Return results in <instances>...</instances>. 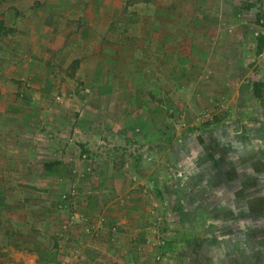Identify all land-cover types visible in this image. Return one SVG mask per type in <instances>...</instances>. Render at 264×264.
Returning <instances> with one entry per match:
<instances>
[{
	"label": "rangeland",
	"instance_id": "rangeland-1",
	"mask_svg": "<svg viewBox=\"0 0 264 264\" xmlns=\"http://www.w3.org/2000/svg\"><path fill=\"white\" fill-rule=\"evenodd\" d=\"M107 1L0 0V120L23 149L0 199L38 219L15 244L29 253L0 245V264H264V0H177L188 44L162 79L110 51L81 73L92 48L70 38ZM73 4L84 16L44 33L37 77L17 80L29 54L8 10Z\"/></svg>",
	"mask_w": 264,
	"mask_h": 264
},
{
	"label": "crops",
	"instance_id": "crops-1",
	"mask_svg": "<svg viewBox=\"0 0 264 264\" xmlns=\"http://www.w3.org/2000/svg\"><path fill=\"white\" fill-rule=\"evenodd\" d=\"M114 1V3L110 1L106 2L108 12L93 10V18L89 24L81 28L75 36L70 38L71 44L74 47L81 49L82 44V48H92L89 58L80 62L81 67L83 66L81 73L87 67L85 63L95 65V56L108 55L109 51L111 53L110 56L108 55L109 58H112V60L116 59L118 65L125 58V62L131 58L133 60L145 59L148 71L155 70L158 78L161 77V79L165 77L164 73L166 70H168V73L175 72L176 69L173 67L176 63H179L181 47L185 43L188 44L187 41H183V36L189 31L180 21V13L176 17L170 10L171 6L177 3V0H147L143 3H134L133 6L132 4L129 5L128 9L130 12L133 10L137 13L132 15L136 21L131 22V24L128 22L129 20H124V17L118 19L122 15L121 11H119L122 8L118 5L123 6V2L125 5V1L128 0ZM141 6L144 7V11L138 9ZM73 8L74 10L71 8L63 9L55 7V11H51L48 7L46 13L36 11L35 9L18 13L8 10L7 15L9 20L7 25L18 30L16 39L23 40L24 44V47L20 51H25L29 54V57L27 56L23 59L15 58L13 61L14 66L12 70L13 74L17 75V80L37 77L35 67L38 66V61L34 57L40 52L42 35L50 33L52 36L56 29L61 37L69 35V30L65 29H68V26L73 22L72 20H79L84 16L83 10H80L75 4H73ZM50 12H55L58 18H52ZM138 12L142 15H139ZM59 13L63 15L59 16ZM0 14H3L2 11ZM113 23L114 25H119V28L112 32L110 28ZM188 23L185 24L187 25ZM107 32L111 41L103 44L104 37L101 33L105 36ZM82 33L84 37L88 34L90 37L88 42L82 37ZM53 39L56 40L57 37L53 36ZM189 42L196 44V42ZM0 85V94L4 95L6 93V85L5 83H1ZM5 111V106L0 104V112L3 113ZM5 128V121L0 120V176H5V173H8L10 168L13 171L12 174L20 171L23 161L21 154L23 150L21 147V133L17 132L19 136L13 138L7 137ZM11 141L12 149H10ZM5 185L4 183L0 185L2 191H5L7 188ZM21 216L22 214L18 212L14 203L5 200L4 197L0 199V245L5 247L3 250L11 251L12 255H18L20 252L16 249L15 244H20L18 242L19 235L23 232L22 228H26L24 227V222L29 221V224L38 223L36 217L31 218L23 215V218H21ZM28 253L29 251H22L19 255ZM15 262H22V258L19 256V259H16ZM34 264H37V262L35 261Z\"/></svg>",
	"mask_w": 264,
	"mask_h": 264
}]
</instances>
